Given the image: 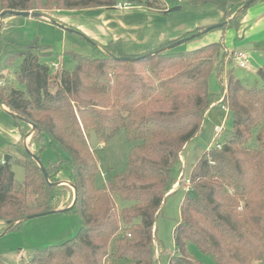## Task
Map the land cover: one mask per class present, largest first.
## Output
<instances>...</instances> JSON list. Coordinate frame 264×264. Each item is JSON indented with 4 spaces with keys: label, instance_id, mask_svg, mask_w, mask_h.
Masks as SVG:
<instances>
[{
    "label": "trees",
    "instance_id": "16d2710c",
    "mask_svg": "<svg viewBox=\"0 0 264 264\" xmlns=\"http://www.w3.org/2000/svg\"><path fill=\"white\" fill-rule=\"evenodd\" d=\"M185 1L215 6L222 13L221 22L229 20L219 28L238 30L248 9L263 0H253L244 9L249 0ZM119 2L0 0V10L49 16L54 8H115ZM128 2L159 11L168 9L165 0ZM94 46L92 55L70 53L73 69L61 66L52 72V65L43 61L52 55L50 47L38 40L20 47L5 61L12 59L11 65L21 58L14 72L19 86L0 85V103L20 116L14 118L20 138L11 148L12 159L0 162V224H4L0 235L18 229L30 214L53 210L75 213L82 224L77 235L62 244L27 253L20 263H10L0 255V264H154L156 220L169 191L179 181L173 169L181 162L186 145L202 131L210 109L224 106L232 115V133L220 147L205 151L192 169L169 264H203L190 252L191 244L216 264L263 260L264 85L248 86L232 74L226 77L229 51L222 41L132 61L121 59L130 55L119 40ZM213 71L223 86L221 92L210 90ZM258 75L264 82V66ZM31 124L37 129L28 147L42 161L48 178L23 140ZM121 130L133 143L126 167L106 177L99 187V160L90 135L94 133L106 144ZM49 145L58 157L45 162ZM13 162L23 166L24 184L16 182Z\"/></svg>",
    "mask_w": 264,
    "mask_h": 264
},
{
    "label": "rangeland",
    "instance_id": "374dc122",
    "mask_svg": "<svg viewBox=\"0 0 264 264\" xmlns=\"http://www.w3.org/2000/svg\"><path fill=\"white\" fill-rule=\"evenodd\" d=\"M120 1L128 2L129 0ZM165 1L171 7L182 5L183 9L181 12H187L188 19L192 21L200 22L211 19L213 16V12L205 10L202 5H190L185 0ZM133 6L136 5H132L131 7ZM249 10L264 14V0L254 4ZM70 11L54 8L48 13L50 17L45 16L44 18L13 14L4 17L0 36V73L3 74V77L0 79L1 83L9 82L11 84L14 83L15 87L19 86L14 72L19 67L21 58L19 57L14 60L11 65L9 63L12 59L6 64L5 61L9 55L17 52L20 47L27 46L36 40L50 47L52 55L43 58V61L50 66L53 62H59L62 68L73 69L75 61L70 56V53L83 55H92L94 53V43L96 42L92 38L94 35L93 29L95 25L99 24L96 17L92 13H82L78 10H72L75 12L69 13ZM103 13L104 11L101 14ZM114 15L115 13L113 12L107 14L108 17ZM54 20L55 23L53 22ZM247 33L250 36L242 39V33L233 27L225 29L217 28L204 33L196 39L183 42L170 50L185 52L218 41H224L230 51H233L234 48H242L249 57L248 67L242 68L236 61L234 62V58L229 51L225 62L227 64L225 70L226 77L232 74L248 86L262 87L264 82L259 77L258 70L264 66V26L263 29L254 27L253 30L251 29ZM88 38L93 40L94 43L88 40ZM252 41L258 43L255 45L250 44ZM51 71H55L52 66ZM209 87L213 92H221L223 88L218 80L216 71H213L209 78ZM8 124H11L12 128L16 127L14 131L19 134L16 120L6 114L0 106V162L4 161L6 156H11L12 159L10 151L13 144H9V132L11 128ZM218 127L221 128V131L217 134ZM232 130V115L229 113L227 107L226 109H210L206 115L202 131L183 150L184 161L180 162L173 169L175 180L180 179L176 183L178 186L167 195L165 203L162 206V211L156 220V259L154 264H169L170 256L175 252L174 232L181 219L180 210L182 201L187 195L186 188L188 187V183L186 179L190 178L193 167L203 153L218 143L222 144L230 136ZM26 135L23 139L24 143ZM29 137L27 142L31 138ZM89 141L92 148L96 150L99 160L100 173L96 178V184L101 187L106 177L125 169L127 156L133 143L127 139L124 130H121L106 144H101L94 133H91ZM7 145L10 147L8 148ZM208 146L210 147L208 148ZM57 157V151L50 145L47 146L43 160L47 162L48 159H56ZM12 166L16 182L24 184L25 170L23 166L15 162L12 163ZM181 172L183 174L182 177ZM122 204L126 205L127 203L122 202ZM81 224V218L77 214L64 212L25 220L18 229H13L0 235V255L8 258L10 263H20V260L27 253L43 249L47 246L59 245L74 238L80 230ZM1 226H4V224H0V228ZM189 250L203 264H216L211 256L203 253L195 244H191ZM256 264H264V259L257 261Z\"/></svg>",
    "mask_w": 264,
    "mask_h": 264
},
{
    "label": "crops",
    "instance_id": "0c3cea01",
    "mask_svg": "<svg viewBox=\"0 0 264 264\" xmlns=\"http://www.w3.org/2000/svg\"><path fill=\"white\" fill-rule=\"evenodd\" d=\"M202 7L207 11L213 12L211 19L200 22L189 20L187 12H181L183 7L181 8L180 12L178 11L173 13L154 10L140 5L133 6L131 8L129 7L127 9L97 7L78 11L82 13H92L93 16L96 17V20L99 24L94 26V33L92 32L94 35L92 38L99 45H105L111 41L119 40L122 42L123 50L126 54L130 56H141L143 54L156 51L163 44L169 41L178 40L186 33L197 28L207 27L221 22L222 13L220 10L216 9L212 5H202ZM168 8H171V6L168 5ZM102 11H104L103 14H101ZM73 12L75 11L71 10L69 13ZM109 12H113L115 15L108 17L107 14ZM263 26L264 14L249 10L243 19L238 32H241L242 39H245L246 36H250L247 32H249L251 29L253 30L254 27L263 29ZM257 43L258 42L255 41L250 42V44L254 45ZM226 47L228 49L227 45ZM234 50L245 51L242 48H234L233 51ZM228 51L230 50L228 49ZM0 106L2 110L8 114L6 112V106ZM8 125L11 128L9 132V144L14 145L19 140L20 135L14 131V128L16 127L12 128L11 124ZM9 147L10 146H8V148ZM209 147L210 146H208V148ZM182 161H184L183 153L181 155V162ZM1 162H3V160ZM177 186L178 185L175 184L168 194L176 189Z\"/></svg>",
    "mask_w": 264,
    "mask_h": 264
},
{
    "label": "water",
    "instance_id": "95a60500",
    "mask_svg": "<svg viewBox=\"0 0 264 264\" xmlns=\"http://www.w3.org/2000/svg\"><path fill=\"white\" fill-rule=\"evenodd\" d=\"M252 2H253V0H249V1H248V2H247V3H246L241 9H244V8L249 7V6L252 4ZM181 8H182L181 5L176 6V7H171V8H168V9L166 10V12L173 13V12H176V11L181 10ZM8 13H11V14H13V15H23V16H29V17L32 16V17H38V18H42V17L44 18V17H45L43 14H41V13H36V12H33V11H3V12L0 13V33H1V26H2V23H3V21H4V17H5V15L8 14ZM49 20H50V19H49ZM228 21H229V20H227V21H223V22H219V23H217V24H213V25H210V26H207V27H205L204 29H202L201 31H199V32H197V33H195V34H192V35H190V36L187 37V38H182V39L176 40V41L173 42L172 44H170V45H168V46H166V47H164V48L158 49V50H156V51H153V52H150V53H147V54H143V55H141V56H135V57L124 56V57H121V59H123V60H127V61H132V60H137V59H140V58L148 57V56L153 55V54L158 53V52H163V51H166V50H170V49H172V48H174V47L180 45L181 43L186 42V41L189 40V39H192V38H194V37H196V36H200V35H202V34H204V33H207V32H209V31H211L212 29H215V28H219V27L224 26ZM53 22L55 23V20H54ZM77 32H78V31H77ZM79 33H80V32H79ZM88 40H90L91 42H93V40H91V39H89V38H88ZM93 43H94V42H93ZM94 45H98V46H100L97 42L94 43ZM111 55H112V57H114V58H118V57H116V56L113 55V54H111ZM0 105L5 106L3 103H0ZM6 112H7L10 116H12L13 118H20L19 115L14 114V113L11 112L7 107H6ZM31 127H32L31 131L26 135V138H25V146H26V149H27L28 153H29L33 158H35V159L38 161V163L40 164V166H41V168H42V170H43V172H44V174H45V177L48 178V173H47V171H46V169H45V167H44L42 161H41L36 155H34V154L29 150L27 139H28V137L31 136V135L33 134V132L37 129V126H36L35 124H31ZM10 159H11V156H10V157L6 156V158H5V162H8ZM65 183L70 184L69 182H65ZM70 185H71V184H70ZM71 186L75 189V186H73V185H71ZM75 200H76V198L74 199V202H75ZM74 202H73V203H74ZM72 205H73V204H72ZM72 205H71V206H72ZM71 206H70V207H71ZM70 207H69V208H70ZM69 208H67V209H69ZM67 209H65V210H67ZM57 212H58L57 210H53V211H46V212H41V213L30 214V215L24 217L23 220H28V219H31V218H35V217H39V216H43V215H47V214H52V213H57ZM12 223H14V221H12Z\"/></svg>",
    "mask_w": 264,
    "mask_h": 264
},
{
    "label": "built area",
    "instance_id": "2783aa9c",
    "mask_svg": "<svg viewBox=\"0 0 264 264\" xmlns=\"http://www.w3.org/2000/svg\"><path fill=\"white\" fill-rule=\"evenodd\" d=\"M132 4L129 2H119L115 7L117 9H127L129 7H131ZM231 55L233 56L234 60L240 65V67L242 68H246L249 65V57L248 54L246 53V51L243 50H234L233 52H231ZM52 67L55 70H58L61 67V64L59 62H53L52 63ZM1 85V82H0ZM223 108L226 109V107L224 106ZM221 128L218 127V131L217 134L220 133ZM218 147H220V143L217 144ZM182 177V174H181ZM180 180V179H179ZM186 182L188 183V187L186 188V191L189 190V185H190V179H186Z\"/></svg>",
    "mask_w": 264,
    "mask_h": 264
}]
</instances>
